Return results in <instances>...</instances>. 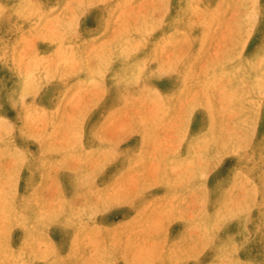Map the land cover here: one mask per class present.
Masks as SVG:
<instances>
[{"label": "rangeland", "instance_id": "rangeland-1", "mask_svg": "<svg viewBox=\"0 0 264 264\" xmlns=\"http://www.w3.org/2000/svg\"><path fill=\"white\" fill-rule=\"evenodd\" d=\"M259 2L0 0V264H264Z\"/></svg>", "mask_w": 264, "mask_h": 264}, {"label": "bare ground", "instance_id": "bare-ground-1", "mask_svg": "<svg viewBox=\"0 0 264 264\" xmlns=\"http://www.w3.org/2000/svg\"><path fill=\"white\" fill-rule=\"evenodd\" d=\"M260 2H259V7H260V10H259V13L261 14H264V0H259ZM261 27H263V29H260V26H259V23L253 28H251V29H253L254 31H262V32H260L259 33V36H256L255 37V40H252V42L254 41L255 42V44L257 43V45L258 46H256V47H254L253 48V51H252V53H251V51H250V53H248L247 52V49H248V46H249V43H246L245 42V51H243V50H239L238 51V53H237V55L239 54V56H238V58H239V62L241 63V60H244V62H246V61H248L249 60V57L252 55V54H255V53H260V55H264V53H262V49L264 48V25L263 24H261ZM242 29H243V27H242ZM250 29V27L247 29V30H249ZM251 29L249 30V32H251ZM222 37V36H221ZM224 37V36H223ZM248 39H249V37H248ZM251 42V43H252ZM254 52V53H253ZM237 55H235V53L233 52H231L230 53V58L229 59H234ZM255 56V55H254ZM240 71V69H238V72ZM172 81V80H171ZM17 91H19V90H17ZM232 141H236V138H234V139H230L229 138V143H231ZM10 143V142H9Z\"/></svg>", "mask_w": 264, "mask_h": 264}, {"label": "crops", "instance_id": "crops-1", "mask_svg": "<svg viewBox=\"0 0 264 264\" xmlns=\"http://www.w3.org/2000/svg\"><path fill=\"white\" fill-rule=\"evenodd\" d=\"M256 110H259V111H261V112L264 113V105L262 104V105L260 106V108H257Z\"/></svg>", "mask_w": 264, "mask_h": 264}]
</instances>
